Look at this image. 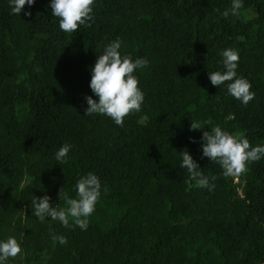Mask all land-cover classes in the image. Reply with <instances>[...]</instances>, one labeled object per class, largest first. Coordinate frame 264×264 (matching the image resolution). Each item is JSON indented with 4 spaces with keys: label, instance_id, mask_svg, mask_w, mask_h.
Segmentation results:
<instances>
[{
    "label": "trees",
    "instance_id": "16d2710c",
    "mask_svg": "<svg viewBox=\"0 0 264 264\" xmlns=\"http://www.w3.org/2000/svg\"><path fill=\"white\" fill-rule=\"evenodd\" d=\"M48 5L35 0L30 15H14L0 0V238L22 248L8 264H264V158L224 176L201 150L202 132L217 125L264 144V0H243L227 18L231 0H95L73 33ZM116 38L122 54L149 61L134 71L141 109L122 126L84 111L90 66ZM225 48L237 50V75L251 84L246 105L229 82L208 79ZM191 122L205 129L190 131ZM63 143L71 149L58 165ZM183 150L216 177L211 191L185 183ZM89 171L102 192L86 230L32 214L33 195L66 210Z\"/></svg>",
    "mask_w": 264,
    "mask_h": 264
},
{
    "label": "clouds",
    "instance_id": "9594fccd",
    "mask_svg": "<svg viewBox=\"0 0 264 264\" xmlns=\"http://www.w3.org/2000/svg\"><path fill=\"white\" fill-rule=\"evenodd\" d=\"M35 0H8L10 14L30 15L25 10L34 4ZM95 0H49L48 7L52 16L58 18L59 29L65 33L75 32L79 26L85 25L92 17V6ZM243 7V0H231L230 8H226L220 15L224 18L229 15L238 17ZM121 40L116 38L104 45L101 54L97 55L93 65L90 66L89 88L93 95H86L84 100L87 107L86 115H104L109 117L117 126L123 125L124 117L133 112H139L144 101V93L138 87L139 80L134 74L135 70L147 67L149 61L144 57L132 58L129 54H122ZM219 63L221 69L209 71L208 79L213 86L226 84L227 93L241 104L246 105L253 99L254 93L250 91V82L237 75L239 53L233 48H225L220 53ZM96 97V99L93 98ZM205 129L200 122H191V130ZM202 157L209 158L218 163L224 176H238L246 171L247 164L264 158V144L250 146L245 137H238L222 130L220 126H213L203 131L201 135ZM71 145L63 143L54 153V159L63 164L68 159ZM179 167L186 169L188 179L185 183L199 188L214 187L215 176L204 175L192 155L183 150L179 152ZM75 198H66L67 209H57L50 205L47 195L31 200L32 214L41 222L46 218L58 221L62 226H68L69 217L75 226L82 231L88 227V218L95 210L96 202L101 196L102 185L99 177L89 171L79 176L75 181ZM106 192L107 188L104 187ZM53 243L60 245L67 243L63 235H52ZM22 253L21 243L14 236L0 238V264H8L10 258Z\"/></svg>",
    "mask_w": 264,
    "mask_h": 264
}]
</instances>
